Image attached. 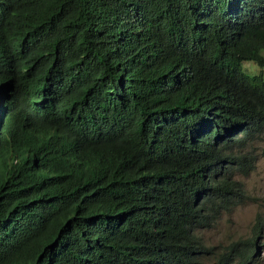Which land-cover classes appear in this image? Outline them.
I'll use <instances>...</instances> for the list:
<instances>
[{
	"label": "trees",
	"instance_id": "trees-1",
	"mask_svg": "<svg viewBox=\"0 0 264 264\" xmlns=\"http://www.w3.org/2000/svg\"><path fill=\"white\" fill-rule=\"evenodd\" d=\"M245 61L264 0H0V264L255 262L260 219L221 254L198 234L257 169Z\"/></svg>",
	"mask_w": 264,
	"mask_h": 264
},
{
	"label": "rangeland",
	"instance_id": "rangeland-1",
	"mask_svg": "<svg viewBox=\"0 0 264 264\" xmlns=\"http://www.w3.org/2000/svg\"><path fill=\"white\" fill-rule=\"evenodd\" d=\"M244 70L250 75H264V69L253 62H247ZM259 144L256 151V171L249 177H236L238 182L243 183L245 197H250V200L235 206L231 212L224 213L213 228L204 232L211 253L221 254L234 242L254 238L258 220L264 223V142ZM258 241L256 264H264V228ZM212 260L213 256L207 255L202 263L213 264Z\"/></svg>",
	"mask_w": 264,
	"mask_h": 264
},
{
	"label": "clouds",
	"instance_id": "clouds-1",
	"mask_svg": "<svg viewBox=\"0 0 264 264\" xmlns=\"http://www.w3.org/2000/svg\"><path fill=\"white\" fill-rule=\"evenodd\" d=\"M247 62H249V61H245L243 64H241V69H243V71L245 72V70H244V67H245V64L247 63ZM254 63V62H253ZM256 64V63H255ZM257 65V64H256ZM260 68V67H259ZM262 69V68H261ZM262 73H260V75H261ZM241 137H243V135H239L238 136V138H241ZM91 156L94 158V159H96V155H95V153H92L91 154ZM7 162H8V164L10 165V166H15V165H18V164H20V159H18V158H16V157H14V155H13V152L12 151H10L9 152V154L7 155ZM252 173H254V172H252ZM241 182V181H240ZM242 183V182H241ZM243 184V183H242ZM244 192V191H243ZM244 194V193H243ZM240 197H243V196H239V198ZM244 197H245V194H244ZM238 198V199H239ZM247 200H250V197H248L247 199H246V201ZM245 202V201H244ZM243 202V203H244ZM237 203H238V200H237V202H236V205H237ZM242 203V204H243ZM197 204H198V201H197ZM207 231V230H206ZM204 232L205 231H202V232H199L198 234H199V236H201L202 238H203V240H204V242L206 243V240H205V238H204ZM206 246H207V243L205 244ZM208 247V246H207ZM258 249H259V241H258ZM257 249V250H258ZM199 263H201V261H199ZM195 264H198V262H196L195 261ZM250 264H256V261L255 262H252V263H250Z\"/></svg>",
	"mask_w": 264,
	"mask_h": 264
}]
</instances>
